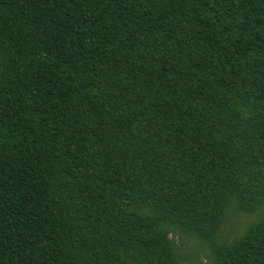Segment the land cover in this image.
<instances>
[{
    "label": "trees",
    "instance_id": "16d2710c",
    "mask_svg": "<svg viewBox=\"0 0 264 264\" xmlns=\"http://www.w3.org/2000/svg\"><path fill=\"white\" fill-rule=\"evenodd\" d=\"M178 235L264 264V0H0V264H197Z\"/></svg>",
    "mask_w": 264,
    "mask_h": 264
},
{
    "label": "rangeland",
    "instance_id": "374dc122",
    "mask_svg": "<svg viewBox=\"0 0 264 264\" xmlns=\"http://www.w3.org/2000/svg\"><path fill=\"white\" fill-rule=\"evenodd\" d=\"M255 219V216H245L243 214L239 216H234L231 218L227 226L222 231V236L224 239H233L241 234V232L246 228V226ZM177 243L183 250H191V252H196L197 264H208L209 250L203 248L197 241L191 239L187 236L178 235L176 237ZM187 258V257H186ZM184 258V261L181 264H192L191 261ZM196 264V263H195Z\"/></svg>",
    "mask_w": 264,
    "mask_h": 264
}]
</instances>
